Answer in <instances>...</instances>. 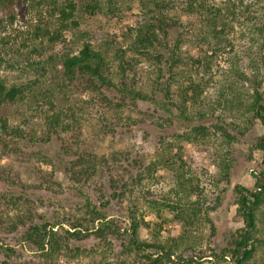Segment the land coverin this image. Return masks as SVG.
I'll return each instance as SVG.
<instances>
[{
  "label": "rangeland",
  "instance_id": "374dc122",
  "mask_svg": "<svg viewBox=\"0 0 264 264\" xmlns=\"http://www.w3.org/2000/svg\"><path fill=\"white\" fill-rule=\"evenodd\" d=\"M113 1L114 12L108 9V0H96L100 9L90 12L91 0H18L14 4L0 0V78L32 84L9 106L10 130L19 129L21 137L14 138V143L10 136H0V264H91L100 245L91 232L81 239L70 238L69 249L52 261L43 259L22 236L33 221L54 223L62 231L78 216L90 229L97 223L88 222L83 212L86 197L120 229V235L108 238L112 244L106 264H146L145 254L159 252L148 247L136 255L126 254L128 210L141 223L140 239L173 246L169 264H187L190 257L189 264H213L214 252L230 255L237 234L250 229L246 244L254 251L245 264H264V205L251 209L254 226L243 231L244 211H249L250 203L242 211L234 191L238 185L254 191L255 179L264 172V109H258L259 116L250 105L257 90L264 107V33L259 28L261 35L251 33L250 24L233 19L234 28L215 37L218 44L185 38L180 51L197 92L184 80L180 83L184 91L179 92L176 76L178 81L170 83L175 99L172 94V101L162 98L165 109L154 100H130L122 91L124 83L130 91L141 76L152 82L157 78L162 84L169 80L166 72L154 74L157 52L151 60L130 48V28L144 15L139 0ZM227 1L206 0L205 4L209 8ZM252 3H243L249 15L264 18V2ZM61 9L71 11L70 17L62 19ZM198 17L181 15L180 29L190 33H185L187 37H195L201 28ZM258 35L262 40L256 42ZM85 42L105 56L114 86L90 82L85 74H77L72 81L64 78L62 57L77 54ZM249 48L251 54L246 56ZM253 56L258 71L250 65ZM230 57L245 72L241 78L225 77ZM119 64L128 69L126 76ZM150 90L156 98L162 97L156 84ZM214 124L222 125L235 139H225L213 129ZM197 126L207 129L194 132ZM187 132L191 134L183 138ZM159 159L174 161L172 167L180 166L192 178L191 199L200 200L194 206L196 216L185 215L181 220L162 205L161 215L149 207L152 200L162 201L173 185L172 167L157 164ZM15 215L21 217L19 222ZM7 246L11 249L6 250ZM223 260L222 264H234L228 257Z\"/></svg>",
  "mask_w": 264,
  "mask_h": 264
},
{
  "label": "trees",
  "instance_id": "16d2710c",
  "mask_svg": "<svg viewBox=\"0 0 264 264\" xmlns=\"http://www.w3.org/2000/svg\"><path fill=\"white\" fill-rule=\"evenodd\" d=\"M9 3H16L18 0H7ZM92 4H88L90 12H94L97 9H100V3L96 0H91ZM252 5L260 4L264 0H251ZM142 7V12L144 13L143 17L140 19L135 26L131 27V39L130 48H134L135 52H140L142 57H147L153 60V53L156 56V61L158 62L157 67L154 68V74L161 76L163 72L167 73L166 80H169L167 83H161L159 79L155 81L147 80L146 78L138 82L136 77L133 80L136 82V86L133 87L130 91L128 83H124L125 89H122L123 92L127 91L126 98L135 101H145V100H154L155 102L160 103L159 105L167 109L165 106V101L162 98L173 100L170 98V94L173 97V90L170 85L171 80L176 82L179 80L180 83L184 81L188 83L190 90L197 92V84L192 80L191 74L187 69V61L184 60V56L180 51L181 44L184 43L185 38L188 42H203L207 41L209 44H218L216 38H221L222 36L218 35L220 32L224 36L226 35L227 30L234 28L231 25L232 20L238 21L241 24H250L249 30L251 33L257 34L259 28L261 33H264V18L261 15L250 16L248 11V6L243 5L244 0H228L223 6H213L207 8L205 2L206 0H139ZM109 6L108 9L110 12H114V1L108 0ZM264 6V3H263ZM69 7L74 9V5L69 3ZM144 8V9H143ZM246 8V9H245ZM181 9L185 14L198 15L202 20V25L199 30H197V35L190 38L185 35L189 33L188 31H183L180 28L183 27L184 21L181 20V15L183 12L178 11ZM242 9H245L241 11ZM71 11H66L61 9L60 15L62 19H67L70 17ZM169 21V23L165 22ZM254 21V22H253ZM260 21L262 24H260ZM191 22V21H190ZM260 27H256L257 25ZM257 31V32H256ZM259 33V32H258ZM190 34V33H189ZM244 35V33L242 34ZM259 35H261L259 33ZM258 35V42L262 40V37ZM254 42V37H251ZM232 45V44H230ZM252 47V46H251ZM250 47V48H251ZM249 51L245 53L246 56H250ZM124 50H121V59H123ZM231 57L229 58L230 61ZM251 59V58H250ZM189 60V59H188ZM233 59L230 61L231 65L228 69L223 70L225 72V77L236 76L241 78L245 72L239 67L237 63H232ZM61 64L63 68L64 78L68 81H72L77 74H83L81 76L87 75V79L91 82H98L102 86H114L112 82V77L108 76L111 74V68L108 64V61L105 59V56L93 50L88 42L83 44V47L77 54L67 53L61 59ZM126 64L129 65V61H126ZM252 65L251 68H255V71L259 70L254 56L251 59ZM34 67V66H33ZM118 69L121 71V74L126 76L128 69L122 65H118ZM156 74V76H157ZM188 75V79H185ZM178 76V80L176 79ZM170 78V79H169ZM184 80V81H183ZM96 84V83H95ZM157 85L162 97L158 99L153 95V91L150 89L152 86ZM32 89V84L23 83V82H10L8 79L0 78V136H10L9 140L17 143L14 138L21 137V131L19 129H11V126L8 123V115L10 112V104L20 100L25 91H30ZM182 87H178V91L181 92ZM184 91V90H182ZM174 98V97H173ZM192 98V97H190ZM175 99V98H174ZM261 95L257 90L252 94V99L250 105L253 107V110L260 114L258 109L262 111L264 109L263 105L260 102ZM176 101V100H175ZM177 103V101H176ZM175 103V104H176ZM257 107V108H256ZM261 116V114L259 115ZM262 121L264 122V116H262ZM215 131H219L225 136L228 141L235 139V135L228 133V131L220 124L212 125ZM205 126L194 127V132H199L200 130H206ZM242 133V132H241ZM191 133H183V138H188ZM7 138V137H6ZM264 146V141L262 142ZM262 148V147H260ZM171 162L168 159H159L156 161L157 164L162 163V166L171 168ZM155 161L151 164L155 167ZM164 164V165H163ZM173 174V185L167 191V194L162 201H157V199L152 200L149 204V207H154L158 211L154 213L160 214V206H164L168 211L176 214V217L183 220L186 216L194 217L196 216L197 210L194 208L196 204L200 203V200H192L191 196L195 193L193 189V180L191 177L186 175L185 171L177 166L171 168ZM260 182L258 192L253 190H248L244 186L238 185L234 188V191L239 195V202L245 205H248L249 211H244V220L246 217L249 218L248 225L245 226L242 230L245 231L247 227L252 228L254 226V213L251 211L253 207H259L264 205V172H261L260 178L255 179V186L259 180ZM171 193V195H169ZM192 200V201H191ZM84 214L88 216L87 221L91 223H97L93 225L90 229L84 227L83 220L81 216L76 217V221L70 223V228L58 231L55 229L56 225L54 223L47 222H37L33 221L30 223L26 229L25 233H22L24 240L32 245L36 251L39 252L40 256L47 260H55L62 252L66 249H69L70 238L81 239L84 236V233L91 232L94 234L100 241V245L96 248L95 259H93L91 264H106L109 262V254L111 253V241H109L110 236L120 235V229L116 223L113 221H108L104 212L100 211L96 205L92 204L88 197H86V203H84ZM83 204V205H84ZM82 205V206H83ZM136 207V204L134 205ZM128 216L130 218L129 224V242L124 248L127 255L140 252L141 250H147L148 247H157L159 252H156V256L145 254L144 257L147 259L146 264H169L173 261L172 255L174 253L173 246L170 244H149L144 242L138 236V229L141 226L140 221L137 219L136 214L133 210H128ZM15 218H19L17 222L20 221L21 217L15 215ZM82 220V221H81ZM142 219V224L144 223ZM13 226L16 228L17 223L14 221ZM61 226V225H60ZM10 231V230H8ZM251 229L248 232L237 234V239L234 242V247L229 251L230 255H226L224 251L221 253L214 252L215 257H217L216 262L213 264H222L223 259L227 257L229 260H232L234 264H245L249 259L252 258L254 248L247 247V240H249V234ZM246 245V247H244ZM195 248V247H194ZM11 249L10 246L6 247V250ZM77 249V248H76ZM71 250V249H70ZM123 250V251H124ZM78 251V249H77ZM122 251V252H123ZM79 252V251H78ZM178 258H181L178 255ZM190 260V261H189ZM189 260H186V263L193 262V258L190 257ZM182 262V260H179ZM120 264H136V261L132 263H126L121 261Z\"/></svg>",
  "mask_w": 264,
  "mask_h": 264
},
{
  "label": "water",
  "instance_id": "95a60500",
  "mask_svg": "<svg viewBox=\"0 0 264 264\" xmlns=\"http://www.w3.org/2000/svg\"><path fill=\"white\" fill-rule=\"evenodd\" d=\"M259 185H260V180L257 182L256 189L254 190V192H258ZM239 205H240V206H242V204H241V203H239ZM245 208H246V207H243V208H242V211H244V210H245ZM248 222H249V218H248V217H246L245 226H247V225H248Z\"/></svg>",
  "mask_w": 264,
  "mask_h": 264
}]
</instances>
